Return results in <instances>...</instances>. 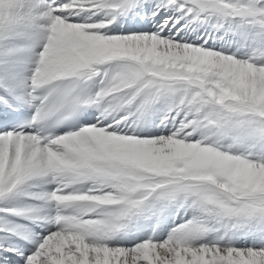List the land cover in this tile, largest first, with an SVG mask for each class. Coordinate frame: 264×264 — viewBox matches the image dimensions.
Wrapping results in <instances>:
<instances>
[{"label":"snow or ice","instance_id":"snow-or-ice-1","mask_svg":"<svg viewBox=\"0 0 264 264\" xmlns=\"http://www.w3.org/2000/svg\"><path fill=\"white\" fill-rule=\"evenodd\" d=\"M0 264H264V0H0Z\"/></svg>","mask_w":264,"mask_h":264}]
</instances>
